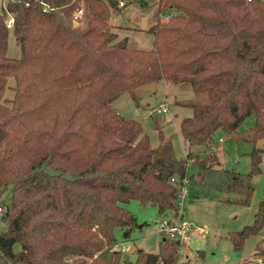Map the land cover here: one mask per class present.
Listing matches in <instances>:
<instances>
[{"label": "trees", "instance_id": "1", "mask_svg": "<svg viewBox=\"0 0 264 264\" xmlns=\"http://www.w3.org/2000/svg\"><path fill=\"white\" fill-rule=\"evenodd\" d=\"M116 5L9 0L0 13V196L11 188L0 206V264H180L176 240L162 239L158 253L138 250L135 262L114 248L116 228L126 239L138 225L122 203L152 204L177 219L185 178L187 196L216 188L250 203L264 148L253 147L245 174L222 168L211 150L217 132L241 140L249 115V141L264 138V0H159L169 15L148 29V49L117 39L108 22ZM10 29L17 59L6 55ZM160 81L191 91L176 101L192 111L179 123L183 159L158 126L152 146L140 122L113 106L122 93L136 98L137 88ZM263 227L264 198L254 223L228 237L240 251ZM255 254L264 261V236Z\"/></svg>", "mask_w": 264, "mask_h": 264}, {"label": "rangeland", "instance_id": "2", "mask_svg": "<svg viewBox=\"0 0 264 264\" xmlns=\"http://www.w3.org/2000/svg\"><path fill=\"white\" fill-rule=\"evenodd\" d=\"M8 1L0 0V13L3 12ZM157 1L159 5V0ZM157 3L154 8L152 7L156 9V13L158 12ZM135 6H141V0H135ZM126 9H123L121 18H124ZM168 15L169 13L165 12L163 17L167 19ZM141 39L144 41L143 48L147 49L151 46L152 38L141 36ZM6 55L13 59L21 55L11 29ZM13 86L14 78L9 77L4 98H12ZM134 95L136 98L128 92L122 93L114 100L113 106L123 116L140 122L152 146L159 143L160 129L164 137L171 138L176 158L183 159L187 143L180 133L179 123L184 117L191 116L192 111L178 105L176 101L190 97L191 91L160 81L137 88ZM160 103L166 105L167 112L159 114L155 111ZM253 125V115H249L242 121L238 128L243 135L241 140L233 139L220 132L216 133L215 147L211 152L216 155L222 168L239 174H245L250 170V154L253 147L264 148V138L258 139L255 143L249 141ZM221 137L223 140L219 141ZM196 149L193 147V150ZM260 169V173L252 178L254 191L249 205L244 206L238 203L240 194L224 192L216 188H208L206 194L201 197L185 196L182 199L179 207L182 213L180 218L182 217V220L192 227L202 229L203 233L192 230L188 240L180 243L183 244L178 251L180 264H264L262 258L255 254L256 243L264 236V227L258 233L248 235L240 251L234 249L228 237L230 233L240 231L243 227L254 223L258 204L264 198V152L261 153ZM10 195L11 188L8 187L0 196V206H4L9 201ZM122 206L135 215L138 225L131 230L129 238L126 239L123 236V229L116 228L114 248L122 250V255L131 262L137 260L138 250L158 253V245L163 237L157 234L156 227L157 221L163 216L159 213L157 206L142 205L136 200L122 203ZM1 212L2 209H0ZM6 227L7 222L0 217V230H5ZM15 248L18 249L19 245Z\"/></svg>", "mask_w": 264, "mask_h": 264}, {"label": "crops", "instance_id": "3", "mask_svg": "<svg viewBox=\"0 0 264 264\" xmlns=\"http://www.w3.org/2000/svg\"><path fill=\"white\" fill-rule=\"evenodd\" d=\"M116 1L117 5L111 10L108 22L111 30L117 34V39L126 37L131 46L145 49L142 47L144 41L141 39V36H149L150 39L152 38L149 48H152L153 36L148 32V29L156 20L164 21L166 19V17H163L164 11L160 12L157 10L158 12L156 13V9H153L158 1L141 0V6L139 7L135 6V0ZM120 1L123 2V5L119 4ZM123 9L127 11L124 18H121ZM181 245L180 248L182 247Z\"/></svg>", "mask_w": 264, "mask_h": 264}, {"label": "built area", "instance_id": "4", "mask_svg": "<svg viewBox=\"0 0 264 264\" xmlns=\"http://www.w3.org/2000/svg\"><path fill=\"white\" fill-rule=\"evenodd\" d=\"M119 4L123 5V2L120 1ZM81 14H82V11L79 10L76 12L75 16L78 17ZM12 25H13V15L8 13V18L6 20V26L8 28H12ZM155 111L157 113H165L167 112V107L165 104L160 103L159 106L155 109ZM219 141H222V139L220 138ZM214 147L215 146H213V149ZM171 180L175 182L176 177L172 178ZM186 182L187 180L185 178L180 183H178V188H179L178 205L179 207L181 206L182 199L185 196H187V186H186L187 183ZM192 230H196L199 233H203L202 229H197V228L192 227V225L182 220V217L181 218L179 217L177 219L172 218V217H163L157 221L156 232L157 234L162 236L163 239L176 240L179 243H181V242L188 240L189 234Z\"/></svg>", "mask_w": 264, "mask_h": 264}]
</instances>
